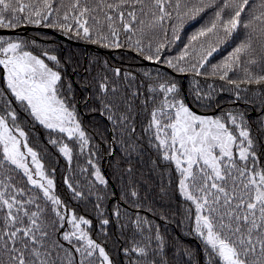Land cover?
I'll use <instances>...</instances> for the list:
<instances>
[{
    "label": "snow or ice",
    "instance_id": "obj_1",
    "mask_svg": "<svg viewBox=\"0 0 264 264\" xmlns=\"http://www.w3.org/2000/svg\"><path fill=\"white\" fill-rule=\"evenodd\" d=\"M29 25L129 49L119 55L136 67L89 56L80 72ZM201 76L226 82L230 108L195 110L220 107ZM81 108L102 118L93 132ZM37 124L69 165L86 158L83 182L64 184L92 204L104 240L57 193L56 168L29 141ZM0 264H264V0H0Z\"/></svg>",
    "mask_w": 264,
    "mask_h": 264
},
{
    "label": "trees",
    "instance_id": "obj_2",
    "mask_svg": "<svg viewBox=\"0 0 264 264\" xmlns=\"http://www.w3.org/2000/svg\"><path fill=\"white\" fill-rule=\"evenodd\" d=\"M189 24H191L192 26L189 27ZM24 27L30 28L29 30H27V33L30 37L34 36L42 44H46L47 47L54 49L58 55L64 57L65 59L69 56H72L74 60L78 59L82 65L80 72H83V67L87 66V59L89 58V56H100L101 59L107 58L110 64H113L115 66H120L122 68L125 65H127L130 68L136 67L134 62H131L128 59L122 60L119 55V53L121 52L125 54H129L130 53L129 49L126 48L109 49L102 47L99 44H92L91 42L88 41L70 39L68 37L66 38H68L69 40L65 41L58 36L62 34L54 29H44L42 27L30 26V25ZM197 27H199L198 23H194L192 21L186 23L184 28L181 29V33H180L181 40L186 43L188 39V35L191 32H193ZM170 32L171 30L169 29V35ZM39 33H47V36H42ZM121 40H123V35L121 36ZM177 45H180V48L183 47V44L180 41H176V43L172 44L171 47H166L165 54L175 55L180 50V48H177ZM221 47H223V45ZM217 51L220 52L219 49ZM131 55H135V53H131ZM213 55L216 57V60L218 61L222 58V56L226 55V51L220 52V55H217L216 53H213ZM143 63L148 67H160L168 72L172 71L171 69H168L166 65L159 64L158 62L143 61ZM67 70H68L69 78L74 82L75 86L79 88V84L75 83L78 79V73L73 72V68L71 64L68 65ZM239 71L242 74V70ZM173 75H177V74L173 73ZM229 75L230 76L233 75V72H230ZM197 79H199L201 82H204L205 80L214 81L215 84L217 85L215 98L220 102V107H212L208 109L196 108L195 110L197 112L202 114H219L221 108L227 109L232 106L231 101L233 99V93L229 91H220L218 87L220 84H225L226 83L225 81H220L218 78H212V77L206 78L203 76L198 77ZM182 83L185 86V91H187L188 87L190 86L188 81L184 80L182 81ZM203 86L206 88V84H203ZM192 87H194V85H192ZM241 108L243 109V105H241ZM81 111L84 113L82 119L85 127L89 132H93L94 124L98 123L102 118L99 117L98 114L84 112L83 108H81ZM248 114L251 115L253 119L256 116L255 111L252 110H250ZM253 131H255V126L253 127ZM28 135H29L30 143L35 145L40 150L46 168L49 170L53 167L56 168L55 179H56L57 193L60 194L62 198L65 199L66 201L70 200L71 206L75 208L78 214H83L89 217L90 219H92L93 220L92 235L99 240H104V237L98 234L96 214L93 211L92 204L84 200L77 201L75 199H70V190L64 184L65 176L69 177L74 181L79 180L83 182L85 176L80 173V168L78 167V164L80 166L87 167L86 158L82 157L79 159V161H77V159L74 157L71 165H69L66 158H64L63 155L59 153L58 147H54L48 142V130L44 129L42 126L38 124L35 126L34 129L28 130ZM86 153L87 150H85V155ZM101 165H102V171L108 176L110 182L113 181V177L111 175L112 169L109 167L107 157H105V159L101 161ZM157 183H159V177H157ZM168 230L172 232L174 235H180L181 233H183V238L185 240H190L184 229L177 227L174 223L168 226ZM110 231H113L111 227H110ZM115 239H116L115 236H112L110 239L106 241L109 249L113 251V253H115ZM191 242L193 243V246H195L196 242L195 241H191Z\"/></svg>",
    "mask_w": 264,
    "mask_h": 264
},
{
    "label": "water",
    "instance_id": "obj_3",
    "mask_svg": "<svg viewBox=\"0 0 264 264\" xmlns=\"http://www.w3.org/2000/svg\"><path fill=\"white\" fill-rule=\"evenodd\" d=\"M27 30H29L30 28H26ZM10 31H19V30H3V34H8ZM60 38H62L65 41H68L69 39L62 36V35H58ZM199 113V112H198Z\"/></svg>",
    "mask_w": 264,
    "mask_h": 264
},
{
    "label": "rangeland",
    "instance_id": "obj_4",
    "mask_svg": "<svg viewBox=\"0 0 264 264\" xmlns=\"http://www.w3.org/2000/svg\"><path fill=\"white\" fill-rule=\"evenodd\" d=\"M200 114V113H199Z\"/></svg>",
    "mask_w": 264,
    "mask_h": 264
}]
</instances>
